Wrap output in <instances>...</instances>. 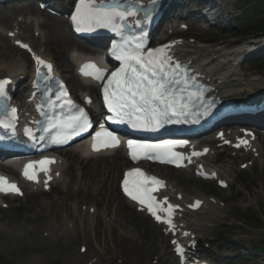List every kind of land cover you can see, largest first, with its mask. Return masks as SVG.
Instances as JSON below:
<instances>
[{"label":"rangeland","instance_id":"1","mask_svg":"<svg viewBox=\"0 0 264 264\" xmlns=\"http://www.w3.org/2000/svg\"><path fill=\"white\" fill-rule=\"evenodd\" d=\"M59 3L60 6H66L68 0H59ZM29 7L0 6V25L10 29L17 18H35L44 13L38 11L34 5L32 7L37 10L34 14L28 10ZM234 8L236 12L234 22H238L239 27L234 29H230L232 25L224 27V20L220 23V27L214 26L204 30L199 26L196 29L190 26L177 35L184 36L196 44L232 41L234 45L248 39L238 32L244 28L250 31L252 38L257 35L264 36V29L259 28L264 25V14H261V10L264 11V0H236ZM19 28L24 36L27 37L29 34L31 39L41 43L44 41V31L41 29L36 31L34 22L28 23L25 28L21 26ZM37 32L41 35L36 37ZM199 36L203 41L201 43L195 39ZM0 37L3 35L0 34ZM5 44L12 46L14 50L8 49ZM5 44L0 51V59L6 61L11 56H15V59L22 58L27 68L28 55L25 52L18 53V48L8 39ZM256 46L259 47V54H262L263 44ZM234 47L236 46L230 49ZM71 50L72 48H69L68 51ZM68 51L52 49V57L66 78L68 73L65 69L67 65L65 58L68 56ZM260 61L249 60L239 69L250 78L260 77L264 75V63ZM70 85L74 93L78 94V89L72 83ZM259 143L262 147H258L257 157L253 154L244 155L245 151H234L229 148L215 150L217 156L214 162L218 165L225 164L229 168L225 171L229 176L230 185L224 189L219 188L214 181H202L188 172L172 169L161 172L157 168L149 167L151 171L169 180L170 183H175L189 196L203 193L219 199L218 206L204 212L192 213L189 218L197 221V238L200 245L197 250L202 251L204 256L218 258V262L222 264H264V136L262 134L257 144ZM66 155L69 163L70 158L74 160L76 158L71 153ZM96 161L101 163L103 160ZM251 161L253 165H250ZM244 163L247 167L242 169ZM92 164L99 165L94 161ZM73 169H76V165L72 163L71 170ZM120 172L112 171L110 177L106 176L96 190H93L90 184L82 185L78 190H65L60 184H56L50 194L28 193L25 200L10 199L8 208H0V264H91L94 261L92 264H112L109 262V256L114 258V264L177 263V258L173 257L172 247L169 245L170 238L163 233L164 228L136 211L119 196L117 186ZM75 204L81 210L93 207L105 212L112 217L111 219L114 218L116 224L111 230L112 235H117L111 237L110 230L104 235L105 221L100 219L95 227L96 231L89 229L85 234L82 230H78L73 236L64 237L59 226L63 220L62 213L70 218V211ZM95 233H97V242L93 237ZM89 237L95 247L92 248L94 252L79 257ZM256 247L261 248L260 252L251 253L252 248ZM202 248L205 250L203 251ZM101 252H106L104 260L98 256ZM244 253L251 255L244 260L242 258ZM75 254L77 257L74 256ZM73 256L75 259L72 258Z\"/></svg>","mask_w":264,"mask_h":264},{"label":"bare ground","instance_id":"2","mask_svg":"<svg viewBox=\"0 0 264 264\" xmlns=\"http://www.w3.org/2000/svg\"><path fill=\"white\" fill-rule=\"evenodd\" d=\"M219 5L220 8L228 11L231 6L236 2V0H213ZM28 10L36 13L37 10L30 6ZM228 13L230 15H234L232 10ZM42 19H36V25H38L39 29L44 31V41L41 43L38 40H31L34 47H32L35 51V57L41 58H50L52 49L58 48L61 52L67 51L69 48L73 47V49L78 52L73 53L70 55V59L67 57L65 58L67 61V65H65V69L68 73V76L73 77L75 82V78L77 79V84L81 87L84 93L88 92L87 95L92 96L94 98L93 93L95 94L94 88L92 85L86 86L80 82V80L76 77L77 75L74 73L72 75V66L71 62L75 63L78 58H80L81 53H84L86 49L83 46L76 44L74 41L73 36L69 33L70 31L66 28V21L64 19L51 16L49 14H42ZM35 20V19H33ZM31 20V21H33ZM25 21H18L16 25L20 26ZM178 20H174L171 23V26L167 28L166 33L168 32H178L183 27L182 22L177 23ZM15 26V25H14ZM25 27V25H24ZM13 31L18 33L16 27L13 29H9L6 32L9 33ZM2 31H0L1 33ZM2 42L0 43V51L3 48L4 44L6 43L7 37L4 35L0 37ZM201 41V37H197ZM20 39L18 36L14 37L12 41ZM21 40V39H20ZM8 42V41H7ZM28 42V41H25ZM171 45L168 47V50L174 56H178L189 60L190 63L196 67V69L201 73L203 77L210 80L214 86V92L216 95H225V96H232V98L236 97H245L251 91H260L264 89V75L262 76H255L253 78L248 77L247 74H243L238 65L233 62L239 55H241L245 51V47L234 45L232 41H222L216 44L210 43H202V44H194L190 40L183 39L180 37H175L172 39ZM29 43V42H28ZM161 43V41H160ZM30 44V43H29ZM8 49L14 50L12 46H8L5 44ZM233 46H238L237 48L230 49ZM44 47L43 49H41ZM99 54L102 51L96 50ZM18 53L22 54L23 51L18 49ZM32 58H30V61ZM71 60V61H70ZM22 58H16L15 56L9 57L6 61L4 59H0V77H8L10 78L9 85L10 88L13 87V91L21 90L19 87L22 85L20 82L22 80V76L25 73L26 62H23ZM33 63H36V60H33ZM32 70V68H31ZM262 80V82H261ZM25 84L21 86L24 88ZM27 108L25 109V111ZM24 109H22V115L24 114ZM231 128H237L236 126H232ZM234 138L233 144L238 146V148H246V149H253L254 152H257L256 142L252 141L251 145H245L243 140L245 138H249L248 132L246 131H232L227 130L225 132V139H230V137ZM239 136H243L241 142L236 141V138ZM184 138V136H166L163 138ZM203 143L201 144V146ZM204 146H209V143H205ZM74 155L79 156L82 155L85 150L83 148H75L69 149ZM56 156V155H54ZM58 161L56 164L53 165L51 163V169H48L46 172L40 173L39 177L44 175L45 173H49V179L44 181V185L47 186L50 182H57L61 184L62 187L68 186V190H78L82 185L90 184V187L93 190L99 188V185L102 184L103 180L107 175H111L112 171L118 173L123 166L128 163L127 158L125 157L124 151L121 149L114 150L110 153L103 154L100 153L98 155L82 157L81 162H75L76 169H73L72 172H67L68 165L65 162L64 158L56 156ZM214 158V151L210 150V152L204 157L205 163L207 166H210V170L215 173L216 177H219L220 181H228V176L223 171V167L217 164H211L212 159ZM103 160L99 165L92 164L94 160ZM110 161V162H109ZM158 171L165 172L170 167L165 165H158L155 166ZM172 169V168H171ZM226 169V168H225ZM77 170V173L74 172ZM0 171H7L6 165H0ZM5 173V172H3ZM1 173V174H3ZM76 175V182L74 183ZM47 174L45 175V179L47 178ZM38 177V178H39ZM17 181L21 182L24 181V176H16ZM37 178V179H38ZM29 182L28 184L33 185L36 181ZM15 181V179H14ZM166 188L160 191V195L166 197L165 207L172 206L173 211L170 214L172 220L174 222V228L169 231L171 237L178 238L180 242L185 244L186 246H191L194 240L195 233L198 232V226L196 225V221H191L188 219L189 213L194 209L193 202L199 201L200 206L197 208L200 211H204L206 209H210L213 206H217V200L214 197H210L208 195L198 194L195 196H189L181 191L174 183L167 182ZM118 194L123 200L125 201L124 197L121 195L119 186H118ZM176 197H181L176 198ZM238 197V196H237ZM236 197V198H237ZM126 203L130 205L127 201ZM72 225L70 223L63 222L61 224L62 227V234L64 237L73 236L77 233L78 230H82L85 234L86 231L89 229L96 231V226L98 221L104 220L105 221V229L104 235L106 234L107 230L109 231V235L111 237H115L117 234L112 235L111 227H115L116 223H114V218L108 216L105 212L100 211L98 209H94L89 207L84 209L83 211H79L78 213L73 212L72 214ZM175 231V232H174ZM95 242H97V233L94 234ZM91 237L86 239L84 252L83 255H79V257H85L90 252H94L93 249L95 247L91 244ZM175 245V243H174ZM93 248V249H92ZM106 252L100 254V258L102 260L105 259ZM69 256V255H68ZM77 257V255H74ZM74 256L72 257L73 259ZM109 262L114 264L115 260L113 257L109 256Z\"/></svg>","mask_w":264,"mask_h":264},{"label":"snow or ice","instance_id":"3","mask_svg":"<svg viewBox=\"0 0 264 264\" xmlns=\"http://www.w3.org/2000/svg\"><path fill=\"white\" fill-rule=\"evenodd\" d=\"M155 3V0H153ZM135 15L134 8L122 9L118 5L109 7H95L93 0H80L76 5L75 12L71 16V20L76 24V30H84L81 25L89 24V30L92 23L100 27L112 26L115 30V21L117 19L123 20L125 17ZM150 13L146 14V17ZM27 47L26 45H21ZM142 45H137V49ZM165 47H159L148 50L146 53L139 51L134 54H120L117 59L122 61L121 67L113 72L108 77L107 82L103 86L104 103L108 110L112 112L121 123H128L132 128H141L144 130H155L158 127H163L167 123H180V117L185 116L188 104L184 103L182 99L172 90L173 84H180V79L175 75L180 66L177 64L169 71V61L165 53ZM38 65L46 66L51 71V65H45V62L39 57H34ZM89 68H95V65H88ZM39 72V69H37ZM96 79H102L100 70L97 69ZM6 81H0V98H6L4 85ZM62 87V86H61ZM194 95L192 93L189 94ZM14 111V110H13ZM128 117L127 120L124 118ZM6 126V125H5ZM67 126L86 130L90 126L88 117L83 109L79 110V114L70 118ZM100 131L96 132L93 137V150H98L97 139L106 138L102 141L103 146H115L119 143L115 135L105 129L104 125H100ZM182 146V142H179ZM129 149L144 150L142 155L145 158L155 159L148 153V149H166L169 152V158L162 160V162L173 163L176 160L183 159V157L171 152V149L177 147V142H172L162 145H147L134 144L132 141L128 142ZM197 155V153H193ZM131 156L133 160L141 158V154L137 151H132ZM50 160H43L39 163L46 165L51 163ZM177 166H179L177 164ZM31 164L24 167L23 175L26 179L34 181L36 176L29 169ZM45 172L46 168L42 169ZM140 177L132 187L129 186L128 177ZM162 182L155 177H148L141 172L140 169H133L125 174L123 181V188L126 195L130 196L132 200L138 201L142 205H146L149 212L160 220L161 217L157 215V205L154 203V197L151 192L156 189L152 185H161ZM0 191H13L19 193V189L15 184H8L4 178H0ZM199 203V202H197ZM172 206L169 205L168 211L171 212ZM164 223L170 224V220H164ZM177 252L181 249L177 246Z\"/></svg>","mask_w":264,"mask_h":264},{"label":"trees","instance_id":"4","mask_svg":"<svg viewBox=\"0 0 264 264\" xmlns=\"http://www.w3.org/2000/svg\"><path fill=\"white\" fill-rule=\"evenodd\" d=\"M262 28V27H261ZM257 250H260V248H257Z\"/></svg>","mask_w":264,"mask_h":264}]
</instances>
